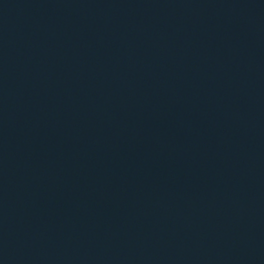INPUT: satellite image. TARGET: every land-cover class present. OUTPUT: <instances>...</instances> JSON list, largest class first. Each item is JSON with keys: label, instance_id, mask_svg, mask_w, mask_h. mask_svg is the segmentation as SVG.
I'll use <instances>...</instances> for the list:
<instances>
[{"label": "water", "instance_id": "95a60500", "mask_svg": "<svg viewBox=\"0 0 264 264\" xmlns=\"http://www.w3.org/2000/svg\"><path fill=\"white\" fill-rule=\"evenodd\" d=\"M0 264H264V0H0Z\"/></svg>", "mask_w": 264, "mask_h": 264}]
</instances>
